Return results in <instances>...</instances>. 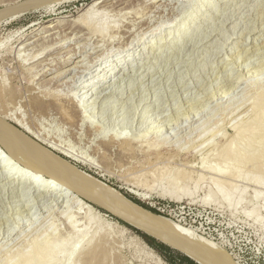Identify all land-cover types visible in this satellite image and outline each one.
Returning <instances> with one entry per match:
<instances>
[{"label":"rangeland","instance_id":"rangeland-1","mask_svg":"<svg viewBox=\"0 0 264 264\" xmlns=\"http://www.w3.org/2000/svg\"><path fill=\"white\" fill-rule=\"evenodd\" d=\"M34 1L0 0V14L4 13L0 16H5L0 22V99L13 85L21 95L16 93V102L13 99L14 104L8 103L4 109V113L10 110L8 121L124 195L207 238L227 264H264V186L257 184L260 178L264 181V0H211L206 6L199 0H158L153 8L151 1L126 0L116 7L122 12L113 10L107 19L91 10L97 25L126 23L132 12H139L151 20L148 29L162 28L161 37L166 40L133 65L109 75L111 80L94 93L89 91L87 97L93 95L87 111L73 117L65 110L78 109L82 81L99 72L91 73L100 61L92 69L74 68L88 51L72 55L65 50L86 39L72 41L71 37L61 50L41 54L47 56L40 60L50 59L53 65L45 67L34 83L15 50L23 37L36 39L64 29L92 0L56 6L55 0H39L49 2L40 8ZM127 8L131 13L120 15ZM149 9L163 11L162 17ZM19 10L21 15L15 16ZM53 22L63 26L45 27ZM138 25L132 26L137 37L145 31L137 29ZM185 25V34H178ZM133 34L125 41L130 42ZM65 55L71 58L65 59ZM85 62L89 60L80 65ZM66 68H71L67 75L58 77ZM40 92H47L44 98H51L53 104L36 106L31 97ZM10 112L21 117L29 129L12 119ZM124 138L135 142L138 138L136 147H142L138 149L141 153L130 156L117 150ZM158 153L161 159L156 161ZM5 170L0 162V264H25L26 259L28 264H88L81 251L94 246L96 256L92 254L91 264H169L140 236L135 230L138 227L75 193L81 186L48 193L46 188L8 179ZM242 189V202L227 207V198L237 199ZM182 190L188 196L177 199ZM61 192L69 195L64 197ZM86 202L102 213L88 212ZM169 257L176 264H188L176 252Z\"/></svg>","mask_w":264,"mask_h":264},{"label":"bare ground","instance_id":"bare-ground-1","mask_svg":"<svg viewBox=\"0 0 264 264\" xmlns=\"http://www.w3.org/2000/svg\"><path fill=\"white\" fill-rule=\"evenodd\" d=\"M65 1H72V0H55L54 2L56 4L54 6H56L57 3H62ZM125 1L126 0H115V1L111 2L110 0H92L82 10L78 19H76L72 22H68V24L64 27V29L61 28L60 30L53 31L49 34L40 36L39 38H36V39H35V37L32 38V37H27V36L23 37L22 36L23 38L21 39V41L19 43L20 46L18 45L17 47H19V48L17 50H15L18 53V56H16V57L18 59V62L22 66V69L24 68L23 70L26 69V71H28V73H31V77L34 78V79H32V81H33L32 83L35 82L34 80L38 75H43L45 73L44 71H42L45 67H47L48 65H53V64H51V62H49L50 59L49 60L48 59L40 60L43 57L47 56V54L45 56H42L41 54H43L45 51H46L45 53H52V52L59 50L61 47H63V45L65 43L64 41L65 40L66 41L71 40V37H72V41L74 39H76V40L86 39V41L83 43H79L76 46L75 45L73 46V44H70V47L68 49H66L65 52L67 51V53H69V54L71 53L72 55L76 54V53H81V52L84 53L86 51H88V53H89V54L87 53L86 55H84L83 58L77 60V62H76L77 65H75L74 68H76V67L79 68L80 66H82V67L84 66L85 69H92L95 65H97V62L100 61L98 63L97 69H95L91 73L96 72V70H99V72L92 74L89 78H86L82 81V84H84V85L87 82L88 83L85 85V87H83L84 85H82V87L79 89V92H78L79 99L77 100V103H76L77 104L76 107H78V109H76L74 111H71V110L68 111V109L65 110V111H67V112H65V114L67 116L73 117V116H76L77 113L79 114V112H81V110H83L84 112L87 111V108L89 107V103H90V97L93 95V94H91L89 97H87V94H89V91L93 92V90H95L97 87L104 86L105 84H107L111 80V76H109V75H111L112 73L115 74V73L119 72L120 69L125 68L126 65H129V63L133 65L137 59H139L143 56V53H150L152 48L155 47L157 44H159V46L160 45L162 46L163 45L162 43L165 42L164 41V40H166L165 37H161L162 28L160 30H157V29L154 30V28L148 29V28L152 27V25L150 26L151 20H149L148 16L144 17L145 15H143V14L140 15L139 12H132V13H134V15L129 16V17H132V19H130V21L127 20L126 23L124 21V23L122 22L121 24H115L116 22L113 24L112 23L109 24L110 22L108 24H106V22L104 21L103 23L101 22L102 23L101 25L99 24L101 27L99 25H97L96 22H94L91 19L92 15H93L91 13V10L95 9L94 11H96L99 14V16L100 15L103 17L106 16L105 19H107V16H110V12H112L113 10H116V7L125 3ZM146 1H151V6L153 8V7H156V3L158 0H146ZM137 2H140V1H137ZM199 2L201 4V6H206V5H209L211 0H199ZM34 3H35L34 6L38 7V8L49 4V2H47V1L40 3L39 0H35ZM54 6H52V7H54ZM19 7H20V5H19ZM25 7H27V6H25ZM21 9H22V7H21ZM128 9L129 8H127V10L125 9L126 11H124L122 14L120 13V15L125 16V14L131 13V11ZM22 10L16 11V12H19V14L15 15V16H20ZM116 11H117V13L122 12V10L121 11L116 10ZM134 11H136V10H134ZM151 11L155 12L154 16L156 15V13H159V17L161 15H163L162 14L163 11H161L159 9H157L155 11L149 9V12H151ZM7 13H9V12H7ZM7 13H5V14L7 15ZM10 13H12V11ZM1 16H0V22L3 21L5 18V16L4 17H1ZM7 16H11V15H7ZM12 18H11V20H12ZM152 20H154V19H152ZM131 22H133V23H131ZM135 24H137V25L141 24V25L137 26L138 27L137 29L140 30V28H144V30H145L144 31L142 29V31H144V32L140 31L141 36L139 35V37H137L136 32H135L136 36L133 34L132 26H134V29H135L136 28ZM62 26H61L60 22H57V23L53 22V23H49L45 27L46 28H59ZM187 28L188 27H186V25H185V27H181L180 29H178L177 33L181 34V35L185 34V32L187 31ZM37 29L38 28H36V30ZM36 30H34V31H36ZM137 32H139V31H137ZM132 34L134 35V37L130 40V42H128V40L125 41V39L131 37ZM174 37H176L175 34H174L173 38ZM124 41L126 42V45H123V44H125ZM110 45H112V46H110ZM145 49H147L146 52H145ZM101 50H103V51L99 55L93 56L94 53H98ZM141 51H143V52H141ZM58 54H60V53H58ZM68 58H71V56L65 55V59H68ZM82 60H89V62L88 63L85 62L86 64L80 65V61H82ZM94 62H95V64L93 65L92 63H94ZM27 65H30V66H27ZM41 66H42V68H39ZM70 70H71V68L63 69L60 73H58V77L61 75H64V76L67 75V73ZM18 71H20V70H18ZM81 73H82V71H81ZM67 81L68 80H66V81L64 80L63 82H67ZM36 85L34 87H36ZM42 85H43V83H42ZM13 86H11V88L5 94V97L0 99V144H2L4 146V148H6V150H5L0 145V162H2V167H4L6 169L4 173H5L6 177H8V179H10V178H12L14 180L17 179L19 181V183L27 184L29 187L34 186V188L35 187L36 188L37 187L43 188V189L46 188L45 191H47L48 193L51 191H56V193H58L60 190L65 189V188L72 189L73 187H75L77 185L81 186L82 189L80 187H78V188H80V190L79 189H77L78 191L75 190L76 191L75 193H77L78 195L85 196L89 200H91L94 203L98 204L99 206L107 209L108 211L112 212L114 215L122 218L123 220L133 224L134 226H136L140 229H143L144 231L148 232L151 235L159 237L160 239H162L163 241H166V243H168L172 247L182 251L183 253H185V252L189 253L190 255L194 256V258H197L198 260H200L203 264H227L226 260L220 256V253L219 254L217 253L219 250L215 246V244H213L207 238L199 235L198 233H196L192 230H189L188 228L187 229L183 228V226H181L178 222L170 219L169 217H167L163 214L153 212L150 209H147L144 206L136 203L135 201L131 200L126 195H124L117 188L111 186L107 182H105L102 179L94 176L93 174L87 172L86 170L81 169L76 164L72 163L69 159L62 157L61 155L56 153L53 149L43 145L39 141L40 140L39 138H38L39 140L35 139L34 137L30 136L27 132H25L24 130H22L18 126L9 122L8 121L9 115L7 116V114H9L8 112L10 110L8 112H6L7 113L6 114V113H4L6 111L4 109L8 108V106H9V105L7 106L8 103H10V105H11V102L14 104L13 99H14V96L16 95L17 91ZM4 89H6V88H4ZM39 89H40V87H39ZM107 89H106V91H107ZM48 92H50V91H48ZM99 92L101 94L103 91L102 92L99 91ZM20 93H22V92H20ZM17 94H19V92ZM37 94L35 96L31 97V100L35 99L33 101H34L36 106H45L46 107L48 105L53 104V101H51V98H49V97L44 98V96H47L46 95L47 92L45 95H40L41 94V92H40L39 95L41 98H39L38 97L39 95H37ZM105 94H106V92H105ZM19 96L21 97L20 94H19ZM24 96H26L25 93H24ZM16 97H17V95H16ZM16 97H15V99H16ZM105 97H107V96H105ZM15 99H14V101L16 102ZM85 100H86V102H85ZM6 106H7V108H6ZM12 108H11V110H12ZM48 108H50V107H48ZM48 108H46V109L48 111H50ZM46 109H44V110H46ZM54 109H55V107H54ZM56 110H57V108H56ZM52 111H54V110L52 109ZM15 115H16V113H15ZM15 115L12 114V116H13L12 119H14L16 122L20 123V125H23L26 128L27 125L24 122V120L21 119V117L19 118V116H17V115L15 116ZM27 129H29V128L27 127ZM30 130H31V128H30ZM160 130H163V128L162 129L160 128ZM35 135L38 137L37 134H35ZM137 139H136V142L138 141ZM136 142L132 138H130V139L124 138L122 141L119 142L118 146L120 148H117V150H119L120 152H123L124 154L125 153L128 155L130 154V156L134 155V154H138L140 152L138 149H140V148L142 149V147H140V148L136 147L138 145L137 144L138 142L137 143ZM139 142H140V140H139ZM112 144H114V143H112ZM225 144H227V143H225ZM106 146L107 145H105V147ZM114 146H115V144H114ZM147 146H149V144ZM147 146H145V148H147ZM145 148H144V151L146 152L145 154L151 156L152 153H151V155H150V153H147L148 150L146 151ZM149 149H151L153 151L154 148H149ZM156 150H157V148H156ZM158 150H159V148H158ZM227 150H228V148H227ZM7 151H8V153H7ZM142 152H143V150H142ZM227 152H229V154L232 153L231 151H227ZM233 152H235V151H233ZM149 156H148V161L150 162L151 159ZM127 157H129V156H127ZM151 157L153 158V155ZM155 158L157 159L156 161H158L159 159H161V154L158 153L155 156ZM70 172H72L74 175L70 174ZM260 179H258L257 184L264 186V181L260 180ZM24 184H23V186H24ZM76 188L77 187H75V189ZM27 189H29V188H27ZM242 191L243 192L239 193L237 199H233V197L227 198V200H226L227 201L226 202L227 207L236 206L242 202V200H243L242 198L245 195L244 189H242ZM182 192H183V195H181L180 193L178 194L176 192L177 194L175 197L177 199H180L183 196H188V194H189V192L187 190H182ZM65 193L66 192H61L60 195H62L64 197L69 195L68 193L67 194H65ZM260 193H261V191H260ZM47 195H49V194H47ZM211 195L212 194L210 193L206 197L211 196ZM62 196H59V197H62ZM262 198L264 199V192H262ZM83 204H85V203H83ZM86 204H88V206H86V208L88 209V212L96 213L98 215H100L102 213L92 203L86 202ZM116 226H118V225H116ZM123 229H125V228L123 227ZM180 233H183V235H181ZM135 237H136L137 241H139V243H141V245L143 246V248L146 252H148L149 254L156 257L157 254L155 252H153V250L150 247H148L147 244L139 236H135ZM191 239L199 240L200 244H197V246H196L195 244H193L190 241ZM96 244H98V243H96ZM86 250L87 249H85V251H81V254H82V252H84V254H83V255H85V257L83 256V259L85 258L84 261L88 260L87 263L91 264L92 263L91 261L94 259L92 257L96 256L95 255L96 254L95 253L96 252V246L89 247V250L88 251H86ZM47 251H50V248L48 246H47ZM92 254L95 256H93ZM28 263H29V259H26L25 264H28Z\"/></svg>","mask_w":264,"mask_h":264},{"label":"trees","instance_id":"trees-1","mask_svg":"<svg viewBox=\"0 0 264 264\" xmlns=\"http://www.w3.org/2000/svg\"><path fill=\"white\" fill-rule=\"evenodd\" d=\"M127 197L135 201L136 203L144 206L147 209H150L153 212L159 213L155 208L150 207L148 204L143 203L142 201L138 200L137 198L127 194ZM135 228V227H134ZM135 230L140 234L141 237L145 239V241L151 245L155 250H157L169 264H176L175 261L172 259L173 257H169V254L172 252H176L177 256H179L180 260H185L188 264H199L194 259L190 258L186 254L177 251L176 249L170 247L169 245L165 244L164 242L158 240L157 238L139 230L138 228H135ZM181 256V257H180Z\"/></svg>","mask_w":264,"mask_h":264},{"label":"water","instance_id":"water-1","mask_svg":"<svg viewBox=\"0 0 264 264\" xmlns=\"http://www.w3.org/2000/svg\"><path fill=\"white\" fill-rule=\"evenodd\" d=\"M83 196V195H82ZM85 197V196H84ZM181 235H183V233H180ZM152 236H154V235H152ZM154 237H156V236H154ZM186 237V236H185ZM193 244H195L196 246H197V244H200V242H199V240H197V239H191L190 240ZM163 242H165V241H163ZM166 243V242H165ZM185 254L187 255V256H189L190 258H192V259H194L196 262H198L199 264H203L200 260H198L197 258H194V256H192V255H190L189 253H186L185 252Z\"/></svg>","mask_w":264,"mask_h":264}]
</instances>
